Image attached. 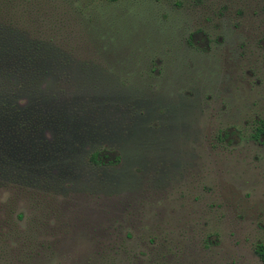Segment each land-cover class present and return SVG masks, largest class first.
I'll use <instances>...</instances> for the list:
<instances>
[{
  "label": "rangeland",
  "instance_id": "374dc122",
  "mask_svg": "<svg viewBox=\"0 0 264 264\" xmlns=\"http://www.w3.org/2000/svg\"><path fill=\"white\" fill-rule=\"evenodd\" d=\"M0 10L52 44L54 98V180L0 188V264H262L264 0ZM95 150L119 162L93 166Z\"/></svg>",
  "mask_w": 264,
  "mask_h": 264
},
{
  "label": "trees",
  "instance_id": "16d2710c",
  "mask_svg": "<svg viewBox=\"0 0 264 264\" xmlns=\"http://www.w3.org/2000/svg\"><path fill=\"white\" fill-rule=\"evenodd\" d=\"M51 47V43L16 26L7 12L0 10V188L54 180L45 155L51 142L45 128L54 115L43 104L54 99L43 88V78L50 70L47 55ZM57 136L59 140L63 137L59 131ZM254 138L264 145V118L254 125ZM60 147L61 143L55 145L57 152ZM88 161L96 167L106 162L115 166L119 157L95 150ZM255 252L264 264V242L256 245Z\"/></svg>",
  "mask_w": 264,
  "mask_h": 264
},
{
  "label": "flooded vegetation",
  "instance_id": "af4514ba",
  "mask_svg": "<svg viewBox=\"0 0 264 264\" xmlns=\"http://www.w3.org/2000/svg\"><path fill=\"white\" fill-rule=\"evenodd\" d=\"M259 121V120H258Z\"/></svg>",
  "mask_w": 264,
  "mask_h": 264
}]
</instances>
